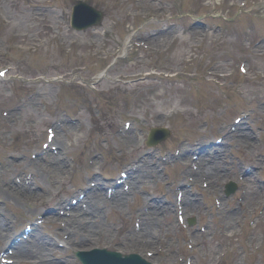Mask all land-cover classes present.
<instances>
[{"label":"rangeland","instance_id":"obj_1","mask_svg":"<svg viewBox=\"0 0 264 264\" xmlns=\"http://www.w3.org/2000/svg\"><path fill=\"white\" fill-rule=\"evenodd\" d=\"M76 1L0 0V69H7L6 77H0V141L7 145H0L1 219L13 220L14 236H20L26 223L44 220L39 231L54 241L29 247L28 264H81L75 253L97 246L84 249L71 241L65 232L71 225L68 218L79 219L74 218L79 214L69 217L63 203L85 196L88 189L99 191L101 183L109 194L121 172L128 171L131 155L124 150L120 130L129 133L137 152L149 154L151 162L144 169L152 168L154 176L150 184H139L140 195L128 194L124 204L113 200L101 210V220L127 239L130 229L142 228L134 214L149 198L162 224H155L153 242L143 238L147 243L142 250L123 243L108 248L123 255L138 253L154 264H264V111L259 108L264 102V0H86L105 18L84 30L71 25ZM35 13L39 17L32 23ZM243 60L248 74L238 71ZM228 72L233 74L223 75ZM153 119H162L160 125L171 133L147 145ZM57 120L71 129L56 128ZM48 127L57 135L44 148ZM234 130L240 132L235 138ZM218 136L221 144L215 143ZM185 141L183 149L179 144ZM210 147L216 151L210 163L220 161L214 190L208 175L185 179L192 167L184 161ZM47 151L59 155L58 161L44 162ZM92 152H97V167L87 163ZM34 166L39 178L32 181L29 174L24 184L23 174ZM49 177L56 179L55 186H49ZM229 180L240 186L226 195ZM130 182L126 180L132 187ZM185 189L197 200L188 216L183 213L182 224L178 197ZM217 202L239 214L248 209L228 227L236 233L220 232ZM256 202L259 206L252 207ZM86 206L84 199L81 207ZM189 227L196 230L190 233ZM3 244L5 259L18 264L14 255L7 257Z\"/></svg>","mask_w":264,"mask_h":264},{"label":"bare ground","instance_id":"obj_2","mask_svg":"<svg viewBox=\"0 0 264 264\" xmlns=\"http://www.w3.org/2000/svg\"><path fill=\"white\" fill-rule=\"evenodd\" d=\"M42 1V0H41ZM38 5H43L42 3H39ZM38 14H33V18H32V23L37 21L35 20ZM47 20V19H46ZM48 21V20H47ZM32 29L36 28L35 24L31 25ZM45 29V27H43ZM158 42L159 40L156 39ZM155 72L157 73V71L155 70ZM173 74V73H171ZM169 75V74H168ZM197 75V74H195ZM194 75V76H195ZM158 90V89H157ZM160 92H163L162 90H160ZM157 92V96H159V93ZM162 94V93H161ZM261 106V110L264 111V102L262 105H259V108ZM157 111H159V109H156ZM153 112V111H152ZM264 113V112H263ZM154 115L156 113H153ZM79 120V124L78 126H80L81 128L84 127V121L83 119H78ZM154 124H156L155 126H161L160 124H164L162 119H153ZM55 125L57 126L58 129H71V126L64 124L63 120H57L55 121ZM238 130V129H237ZM159 135H162L163 133L160 132L159 129H157ZM120 132L122 133V135L124 136L125 140H124V150L129 153L131 155V160L127 163V167H128V180H131V191H125L123 188H120L119 186H117V184H114L112 187V192L110 197H108V192H104V185L105 183H101L100 185V190L99 191H95L94 189H90L87 192L85 201L87 203V206L85 209H83L81 207V202L77 203L76 205H71L69 204L68 198H65L64 201H66V203H63L66 206V213L69 212V217L70 216H75L76 214H79L77 217L74 218H79V219H74L71 220L68 218V221L71 222V225L66 227V231L67 233H70V239H72L71 241L73 243H75V245L79 246L80 248H84V249H88L90 247H92L93 245H100V246H105L108 244H124V247H128V246H139V248L142 250L145 246L146 243L149 242H153L156 239V232H158L155 228V224L157 225V227H161L162 221L160 218L156 217V214L158 213V209H156L157 207H155L154 205H152L153 203H149L148 199H145V205L141 208L137 209V212L134 214V216H139L140 220L142 221V228L139 229L138 231L135 229H130V231L128 232V238L125 239L126 237H119L115 231H113V228L111 226H109V224H105V222H103L101 220V210H107L106 207H109L112 205L113 200H115L116 204H124L126 201H128L130 199L129 195L130 193H137L138 195H140V191H142V188L140 187L139 184H144V183H149V179L154 176L153 175V171L152 168L147 167L148 169H144L146 167V165L148 163L151 162V158L149 156V154L147 153H140L137 152L139 146H137L134 142H132L131 140V136H129V133L123 130H120ZM235 133L239 136L240 132H234L233 137L235 138ZM238 141V140H235ZM186 141L185 143L180 142V147L181 148H185L186 145ZM198 144V143H197ZM216 151H214V147H210L209 148H205L203 150L202 153H200V155L198 156V159L195 161V164L198 165V171L196 172V176H200V175H204L209 177V179H211L210 181L213 184L211 185V189L214 190V186L216 185L215 183L219 180L221 173L218 171V165H220V161L217 160L213 163H210L212 161V159L216 156L213 155V158L211 157L212 154H215ZM97 154V152H92L87 160V163L90 167H97L98 166V161L97 159L93 158L95 155ZM195 154V153H194ZM208 155V156H207ZM59 155L54 156L53 153L51 151H47L45 152V155H43L44 158V162H57ZM184 162L190 163L191 160L187 159ZM39 165V169L41 170L42 164L40 162H36ZM63 164V163H62ZM142 164H144V166L142 167ZM48 165V164H47ZM36 166H34V168H31L32 172H31V179L32 181H34L35 179L39 178V170H35ZM47 170L49 172V168L44 167V170ZM38 173V174H37ZM186 177L185 179H187V177L190 175L195 174V172L188 168L187 172H186ZM23 183L25 184L26 179L29 175L28 171L25 172V174H23ZM143 175V176H142ZM251 176V175H250ZM195 179V176H193ZM52 180H51V179ZM49 180L52 181L49 183V186H51V184L55 186V178L53 177H49ZM29 181V180H28ZM31 181V180H30ZM33 183V182H31ZM37 183V181H36ZM39 184V183H38ZM32 185V184H31ZM31 185L26 186L28 189L31 187ZM109 185H112V182H109ZM19 188L21 189V185H18ZM13 188L17 189L19 191V189L15 186H12ZM43 187V185H42ZM32 188V187H31ZM189 192L188 189L184 190L183 193V198L180 202L181 208L183 210V213L186 214L188 216V214L192 211H189L191 207H195L196 206V198L194 197H189L188 196ZM248 196V195H247ZM12 197V196H11ZM247 198V197H246ZM260 199V197L258 198V200ZM34 200V199H33ZM33 200H31V204L33 202ZM111 200V201H110ZM151 201H155L154 199H152ZM68 202V203H67ZM246 202V201H244ZM148 203L147 207L146 204ZM249 203V202H246ZM260 202H256V203H252V207L254 205H258ZM264 203V202H263ZM153 206V208H151ZM201 206V205H200ZM106 208V209H105ZM1 209V208H0ZM156 211H154V210ZM200 207L195 208V210H199ZM246 209V208H245ZM1 211V210H0ZM248 211V210H246ZM223 212H225L223 210ZM245 212V211H244ZM89 214V215H87ZM1 215L0 214V242H3V249L9 247L12 248L13 250V254L14 257H16V262H18V264L25 263L28 264L29 263V258L31 257H26L28 251H30V253L33 250H30L29 247H35L40 245L41 243H43L45 245L50 244L54 245V241H51L53 238L49 239L46 238L42 233H40L39 231V227L35 226V230H33L30 233L31 236V242H27V240H25L23 238V236H19V235H11L12 233V225L13 224V220L11 218L1 219ZM133 216V217H134ZM131 218V216H130ZM223 222L220 225V232L221 233H227L228 231L234 232L235 229H229L228 227L231 226V224L233 223V220H237L240 219V215L239 213L232 211L231 209L229 210V212H225L224 216H222ZM61 219L56 218L55 221H59ZM107 221L109 222V218H107ZM67 224V222H66ZM75 224V225H74ZM113 225V223H112ZM190 233H193L196 230V227H189ZM188 228V229H189ZM60 229V228H58ZM61 231L58 230L57 231V237L59 235ZM139 234L138 239L135 238V236H137ZM14 236V237H13ZM147 236V237H146ZM19 237V239H18ZM56 237V238H57ZM147 238V242L145 241V243L143 242L144 239L143 238ZM55 238V239H56ZM13 239V241H12ZM30 244V245H29ZM32 245V246H31ZM41 246L42 248H40V254L45 255L47 254V251L45 250V248ZM168 247H170L167 244ZM157 249H159V246H156ZM50 251L52 252V249H55L54 246H52V248H49ZM167 250V248H165ZM58 251V250H56ZM170 251V249H169ZM164 252V251H163ZM165 253V252H164ZM165 255V254H164ZM13 257V256H12ZM26 257V258H25ZM46 259V258H45ZM49 259V258H47ZM46 263V262H45ZM47 264H50L49 262Z\"/></svg>","mask_w":264,"mask_h":264},{"label":"water","instance_id":"obj_3","mask_svg":"<svg viewBox=\"0 0 264 264\" xmlns=\"http://www.w3.org/2000/svg\"><path fill=\"white\" fill-rule=\"evenodd\" d=\"M101 18H102V16L100 15V17H98V19H97L94 23L100 22ZM0 145H3V146H5V147L7 148V145L4 144V143L1 142V141H0Z\"/></svg>","mask_w":264,"mask_h":264}]
</instances>
